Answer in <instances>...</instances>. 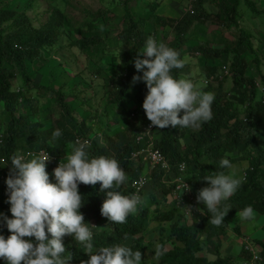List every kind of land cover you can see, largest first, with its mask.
I'll list each match as a JSON object with an SVG mask.
<instances>
[{
    "label": "trees",
    "instance_id": "trees-1",
    "mask_svg": "<svg viewBox=\"0 0 264 264\" xmlns=\"http://www.w3.org/2000/svg\"><path fill=\"white\" fill-rule=\"evenodd\" d=\"M135 1L137 0H121L123 8L121 15L126 25L117 32L116 37L119 40L118 46L123 66L104 75L103 79L106 85L104 95L108 105H122L124 99L131 98L135 99L136 104L142 102L141 108L139 106L127 109L123 107L122 111L127 116V124L119 130L112 128L114 123L110 120L108 123L102 121L101 124L96 125V121H99L97 108L93 104L91 108L87 107L88 101L92 100L89 94L90 85H88L92 80L82 71L75 70L82 80L70 87L66 82L59 87L37 82L29 73L28 64L35 65L43 61L46 52L56 46L59 47L57 42L59 36L65 31L67 17L59 9L54 8L46 22L35 26L27 11L38 6L39 0H26L21 10L11 9L7 5L0 6V104L3 105L2 109L7 119L5 126L0 125V213L11 216L10 206L6 202L8 193L5 180L10 175L11 168L10 162L6 164L13 154H26L32 150L44 148L53 156H65L71 152L77 138L82 141L87 140V151L90 157L105 155L118 161L127 177V181L121 185L119 191L122 194L131 195L135 190L131 182L137 177L139 170L146 167L142 158L134 157L133 153L151 144V146L154 145L153 149H158L160 154L169 160L173 173L189 182L190 194L187 197L196 198L198 190L208 186V182L203 179L204 176L220 170L216 166L218 161L227 156V153L235 152L238 158L248 161L247 172L237 191L227 201L222 202L225 207L230 208L224 217V222L219 226H213L208 223L209 214L199 211H194L190 218L184 214L176 217V208L161 211L158 205L156 209L158 213L155 216V219L161 223L169 220L171 224L168 235H163L162 227L158 228L162 231V244L167 242L172 244L170 249L162 251L161 262L165 264H233L230 257L220 255L217 243L229 231L235 213L245 206H251L264 214V141H259L264 129V103L258 97L256 79L247 75L248 64L244 54L248 51L255 53V48L252 33L241 27L239 23L241 0H235L233 3L229 0H212L221 10L215 17L205 6L210 0H196L194 13L186 12L179 18L158 12L165 2L172 0H146L147 8L151 10L148 17L138 16L134 12L132 8L134 5L131 4ZM243 1L256 11L253 1ZM184 5H187V1ZM105 14L104 10L102 12L99 10L92 15L93 20L87 23V27L93 31L95 21ZM39 15V13L36 14L37 17ZM197 22L204 25L217 23L233 39L229 47H213L209 41L205 40L198 41L191 47L205 59L204 70L201 73H204L207 78L214 76V81H209L210 83L205 85L208 93L215 91L211 93L214 96L211 106L212 119L203 123L195 131L171 126L158 130L155 128L152 138L154 137L156 143L143 130V126L149 122L142 108L148 89L142 80L132 83L134 75L142 76V70L138 71L135 68L134 60L147 37L158 35L162 32L160 28H166L168 25L175 28L176 34L166 46L178 51L182 59L181 48L188 41L187 35ZM82 30L83 27H79L65 31L69 33L68 36L73 33L77 36L70 41L69 46L81 51L103 42L104 38L99 33L94 31L91 34H84ZM224 35L220 38L227 40ZM220 57L222 62L229 66L226 77H232L230 89L227 90L224 87L226 81L220 78L222 72L215 65V61L221 59ZM141 58H144L143 54ZM255 60L260 63L262 58L256 54ZM102 70L103 68L99 65L92 68L96 74L102 73ZM187 72H189L188 65L172 70L173 75L178 78H182V75ZM260 82L264 86V74H261ZM49 99L53 102L48 106L47 117L55 113L58 117L53 121L52 126L44 128L38 116L41 106ZM71 99L79 100L80 106L90 109L91 113L86 117L81 116L73 107ZM26 106L35 116V121L31 119L27 111H22ZM104 113L108 116L106 107ZM113 119L115 123L118 122L117 117ZM102 124H106L104 129ZM53 129L61 131L60 138L56 140L51 138ZM187 133L192 138V144L183 147L182 136ZM95 135H100V140H97ZM139 135L142 136L140 140L137 139ZM205 155L209 158L208 167H204L200 162ZM182 161L187 163L186 170L183 172L179 171L178 167ZM56 167L53 160L46 162L50 182H55L53 169ZM208 168L210 171H207ZM169 179V172L162 168L161 164L150 169L149 182L152 190L155 193L161 192L156 197V201H162L167 197L170 187L165 184V181ZM78 188L84 197L80 212L83 213L85 222L91 224L89 227L93 232L94 247L109 246L113 243L122 244L132 238L133 243L127 246L140 250L143 255L145 245L141 244L134 235L142 236L145 233L152 219L149 207H145L142 203L124 223H112L100 214L104 196L99 192V182L95 186L81 183ZM203 207L201 203V208ZM182 220L185 222L182 223ZM233 226L237 233H241L239 223H234ZM0 234L5 237L10 235L6 225L2 223V217H0ZM25 239L34 240V237H25ZM62 241L66 250L71 253L68 264H81L89 258V254L85 253L71 236L65 235ZM261 244L263 247L261 264H264V243L261 242ZM204 248L206 252L216 253L218 257L210 260L206 255H197L201 250L204 251ZM252 258V253L244 248L239 254L240 260ZM0 264H5V261L0 259Z\"/></svg>",
    "mask_w": 264,
    "mask_h": 264
},
{
    "label": "clouds",
    "instance_id": "clouds-1",
    "mask_svg": "<svg viewBox=\"0 0 264 264\" xmlns=\"http://www.w3.org/2000/svg\"><path fill=\"white\" fill-rule=\"evenodd\" d=\"M41 1L44 0H39L37 3L40 4ZM195 2L196 0H188L187 5H183L184 10L180 12L178 18L186 12L194 13ZM243 3L245 2L243 1ZM254 3L256 7V2ZM172 9L179 12L177 7L172 6ZM252 11L254 12L253 9ZM240 17H242V10ZM198 23L202 24L197 22L194 26L196 27ZM214 25L220 26L217 23ZM204 26L206 27V25ZM233 29L235 28L233 27ZM158 35L148 36L143 47L139 48L134 66L138 71L142 70V76L134 75L132 78V83L139 80L146 83L148 91L142 108L149 122L143 126V130L154 142L156 140L152 136L155 128L158 130L171 126L172 128H188L195 131L203 123L210 121L212 119L211 106L214 101L212 94L215 93L212 91L211 94L205 90V85L210 83L209 81H214V76L207 78L204 73H201L204 76L201 80L203 88H198L195 85L200 78H191L193 75L191 62H185L184 56L197 58L198 61L199 59L203 60V65L205 59H202L203 57L198 52L183 49V46L181 59L178 51L166 46L167 42H171L175 38V34L171 39L165 37L164 34ZM141 54L144 58H141ZM222 61V58L217 59L215 65L222 72L220 78L226 81L229 77H226L229 73V66ZM184 64L189 66L186 76L190 79L178 78L172 73L173 69H181L185 66ZM257 64L256 66H261L262 60ZM262 68L259 69L260 78H254L257 81L258 97L264 103V86L260 82L261 74H264ZM231 82L225 90L230 89ZM141 103L140 101L136 104L135 99L131 98L124 99L123 104L118 106L122 111L123 107L127 109L139 106L141 108ZM61 135L59 129H53L51 132L53 140L60 138ZM95 136L97 140H100V135ZM141 137L139 135L137 139L140 140ZM182 137L181 145L183 147L192 144L189 133ZM153 146L150 144L133 153L134 157L142 158L146 167L139 170L137 177L131 182L132 187L135 188L131 195H125L119 191L121 185L127 181V177L118 161L105 155L90 157L87 151V140L82 141L77 138L71 152L65 156H53L44 148L32 150L26 154L11 155L6 164L8 165L9 162L11 164L10 175L5 180L8 193L6 202L10 205L11 216L0 213L2 223L6 225L10 235L5 237L0 234V259L4 260L5 264H21V262L23 264H68L71 253L66 250L62 241V238L68 235L85 253L89 254V258L82 261L81 264H165L161 262L160 256L162 251L170 249L172 244L170 242L162 244V231L158 228L162 227L163 235H168L171 224L169 220L161 223L155 219L158 213L157 205L161 211L176 208V217L184 214L190 218L194 211H199L209 214L208 223L213 226H219L224 222V217L230 208L225 207L222 202L227 201L237 191L247 172V166L242 167V171H239L233 164L245 159L238 158V154L235 152L227 153V156L216 164L220 170L204 176L203 179L208 182V186L199 189L196 198L187 197L190 194L189 182L183 177L175 175L169 160L162 156L158 149H153ZM42 151L47 153L41 155ZM49 160H53L57 165L53 169L55 182H50L49 173L46 171V162ZM200 162L204 167H208V156H203ZM159 164L170 175V179L165 181L170 190L162 201H156V197L161 192L155 193L149 182L150 169ZM178 167L179 171L183 172L186 170L187 163L182 161ZM232 168L236 172H224ZM207 171H210V168ZM97 182H99V192L104 196L100 214L106 217L109 222L122 224L130 214L137 210L138 205L143 203L145 207H149L152 219H150L145 233L142 234L143 237L141 234L134 235L141 244L145 245L143 255L140 250H134L133 247L127 246L133 243L132 238L122 244L113 243L109 246L94 247L93 232L89 227L91 224L85 222L83 213L80 212L84 197L79 192L78 186L81 183L95 186ZM148 188H150L149 191H147ZM170 196L173 197V200L168 202ZM147 198H150V201H145ZM201 203L204 205L203 208H201ZM258 218H264V214L254 210L251 206H245L242 210H238L233 217L229 231L217 243L220 255L230 257L233 264H251L254 261L256 264H261L263 262L261 242L264 243V223L262 226H258V231L263 228L261 235L250 236L244 229L245 226H249L248 222H252L254 219L256 221ZM234 223L240 224L241 233H237L233 229ZM155 235L157 237H154ZM232 236L236 239H229V243L232 240L237 241L235 254L228 251L226 247V239ZM25 237H34V240L25 239ZM243 248L252 253V259H239ZM203 250L197 255H206L210 260L218 257L216 253L206 252L205 248ZM66 253L70 254L66 255ZM255 254L259 256L258 259H254Z\"/></svg>",
    "mask_w": 264,
    "mask_h": 264
},
{
    "label": "rangeland",
    "instance_id": "rangeland-1",
    "mask_svg": "<svg viewBox=\"0 0 264 264\" xmlns=\"http://www.w3.org/2000/svg\"><path fill=\"white\" fill-rule=\"evenodd\" d=\"M52 1V2H51ZM188 0H172V3L165 2L164 5L158 10V12H162L164 15H168L170 17L177 18L180 12H183L184 2ZM235 0H229V2L233 3ZM256 2V10L252 11V9L246 6L243 3V0L240 1L241 5H239V15L240 17V26L248 29L252 33V42L254 44L255 53L262 58V65L256 66L255 56L256 54L253 52H246L244 54L245 61L248 64L247 75L260 78L259 69L261 67L264 72V0H253ZM52 4H51V3ZM26 0H0V6L7 5L11 9L21 10L24 7ZM146 0H137L133 2L131 5H134L132 8L134 12L140 16L148 17L151 14V10L147 8ZM122 2L121 0H44L41 1L38 6L35 8H31L28 12L29 17L33 20V24L35 26H40L41 23L46 22L51 11L54 8L59 9L63 15L67 17L64 30H74L79 27H83L82 32L84 34H91L94 31L102 35L104 38L102 43L92 45L84 50H78L76 47L69 46L70 41H72L76 36V33H73L68 36V32H65L59 36L58 45L59 47H55L51 51L45 53V58L43 61L37 62L34 64H28L29 73L33 76L35 81L42 82L45 84H50L54 87H59L63 83H67L68 86H73L75 83L80 82L82 77L80 74H77L75 70L82 71L84 75H87L90 80H92L89 89V94L91 96V102L88 101L87 107L91 108L92 104L97 108L99 113V121H96V125L101 124V122H107L108 120L113 121L114 125L113 129L119 130L126 126L127 124V116L120 111L118 105L112 106L106 103V96L104 95L106 91V85L103 82L104 75L110 74L115 70L121 68L123 66V59L120 54V47L118 46L119 40L116 37L117 32L122 28V26L126 25L123 23L122 13ZM173 7H177L179 12H176ZM182 4V5H180ZM205 6L216 16V12H221L218 9V6L213 1H207ZM242 6V9H240ZM99 10H104L105 15L94 24V29L91 31L87 27V23L93 20L92 15L96 14ZM110 14H108V12ZM261 12V13H260ZM39 13V17L36 14ZM206 25V27L202 24H197L196 27L189 31L187 37L188 41L183 44V49H191L192 45L196 44L198 41H209L213 47H229L231 44L232 36H230L225 29L220 25ZM149 26V25H148ZM148 28V27H147ZM162 30L161 34H164L165 37L171 39L174 34H176V30L174 27L167 26L166 28H160ZM234 30V29H233ZM72 33V32H71ZM159 34L158 36H161ZM225 34L227 40H223L220 37ZM188 47V48H187ZM57 48H59L57 50ZM104 49V51H103ZM204 59V58H202ZM185 62H191V67L193 75L191 78H200V80L196 81L195 85L198 88H203V83L201 82L202 76V68L204 65L202 61H198L197 58L184 56ZM99 65L103 68L102 73H95L92 71V68H95ZM258 65V64H257ZM91 69V71H90ZM191 69V70H192ZM91 72V73H90ZM186 74L182 75V78L190 79ZM232 81V77H228L226 80L227 86H229ZM206 92V91H204ZM73 107L79 112V114L83 117L88 116L91 113L90 109H85V107L80 106L79 100H70ZM53 100L49 99L46 103H44L40 108V114L38 119L41 120L44 124V128L52 126L53 121H55L58 117L57 113L51 115V117H47L48 106L52 104ZM2 103L0 104V125H4L6 123V116L2 109ZM107 108L108 116L104 113V108ZM24 112L27 111L28 114L31 115V119L33 121L36 120L35 116L31 112L29 108L22 110ZM113 117L118 118V122L115 123ZM106 124H102V128ZM264 125V124H263ZM3 126V127H4ZM264 132V131H263ZM264 135L259 137V141H264ZM248 164L247 160H243L235 162L233 166L239 171H242V167H246ZM236 172L234 168L231 170L227 169L224 172ZM148 188L147 191H149ZM173 200V197H169V201ZM145 201H150V198L145 199ZM10 206V205H9ZM256 215V213H255ZM257 222L252 221L248 222L249 226H245V232L250 236L261 235L263 233V228L259 230L258 234L256 231L258 230V226L253 228V226ZM154 237H157L156 235ZM226 242V241H224ZM223 242V243H224Z\"/></svg>",
    "mask_w": 264,
    "mask_h": 264
},
{
    "label": "crops",
    "instance_id": "crops-1",
    "mask_svg": "<svg viewBox=\"0 0 264 264\" xmlns=\"http://www.w3.org/2000/svg\"><path fill=\"white\" fill-rule=\"evenodd\" d=\"M256 224L253 226V228H255L256 226H262L263 225V223H264V218H258L257 220H256ZM258 230L256 231V233L258 234ZM235 237H230V238H227L226 239V247H227V250L228 251H230L231 253H234L235 254V252H234V250L236 249V246H235V243L237 242L236 240L234 241V240H232V242H230L229 243V239H234ZM236 239V238H235ZM238 251V250H237Z\"/></svg>",
    "mask_w": 264,
    "mask_h": 264
},
{
    "label": "built area",
    "instance_id": "built-area-1",
    "mask_svg": "<svg viewBox=\"0 0 264 264\" xmlns=\"http://www.w3.org/2000/svg\"><path fill=\"white\" fill-rule=\"evenodd\" d=\"M47 152H45V151H42L41 152V155H44V154H46ZM259 258V256L257 255V254H255L254 255V259H258ZM251 264H256V262L254 261L253 263H251Z\"/></svg>",
    "mask_w": 264,
    "mask_h": 264
}]
</instances>
